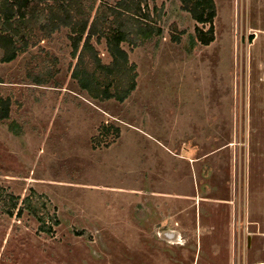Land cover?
<instances>
[{"label": "rangeland", "instance_id": "374dc122", "mask_svg": "<svg viewBox=\"0 0 264 264\" xmlns=\"http://www.w3.org/2000/svg\"><path fill=\"white\" fill-rule=\"evenodd\" d=\"M214 1L209 45L192 42L197 22L182 0H96L91 15L92 0L26 4L33 19L17 44L29 47L0 63V96L12 100L0 194L19 206L31 196L52 231L0 202V264H264V0ZM51 6L96 17L91 43L105 64L102 32L163 30L122 42L138 74L124 102L73 78L77 64L99 70L93 51L73 56L69 26L50 31ZM103 123L120 137L94 141Z\"/></svg>", "mask_w": 264, "mask_h": 264}, {"label": "trees", "instance_id": "16d2710c", "mask_svg": "<svg viewBox=\"0 0 264 264\" xmlns=\"http://www.w3.org/2000/svg\"><path fill=\"white\" fill-rule=\"evenodd\" d=\"M31 0H0V47L4 53L0 57V63L11 62L19 54V50H27L28 42L21 45L17 44V40L26 39L22 36V29L27 28L33 16L26 8V4ZM47 1V0H45ZM56 0H53L55 2ZM78 2L79 0H74ZM59 2V1H58ZM183 9L190 12L197 25L195 35H191L194 44L200 43L209 45L215 40V17L216 6L214 0H182ZM96 0H92L89 5L88 13L92 14L96 10L99 13V6L96 7ZM53 4H56L53 3ZM52 4V6H53ZM62 5L64 6L63 2ZM51 6V11L47 17V24L51 26L50 31L59 30L63 25L71 28L70 39L72 41L73 56H77L79 50L93 51V58L96 62L99 72H89L82 69L78 64L75 66L72 76L78 80L79 85L89 94L99 100L116 99L124 102L137 87V72L136 64L131 63L128 51L122 46V42H131L134 39L151 38L154 34H161L163 30L157 28H145L141 23L122 24L115 28H109L108 31L102 32L107 40L108 50L112 56V62L105 64L96 51L91 39L94 35L99 34L96 17L90 22L89 18L83 16L75 19L70 18V14L60 15L54 11ZM39 23H44L45 17L40 14ZM69 19V20H68ZM86 34V36H85ZM83 45L81 47V43ZM81 56V53H80ZM12 100L10 97L0 96V121L11 118ZM13 123H16L13 121ZM112 134L115 141L121 135V129L115 124L103 123L100 127L99 136L94 138L99 139L100 135L108 136ZM98 145L103 140H98ZM108 145L110 142L107 143ZM20 197L14 194H0V202L3 204L5 213L14 215L17 210V215H22L24 210H29L35 215L41 223L40 229L44 231H52V225H47L46 220L38 215V212L32 206L33 200L31 196L23 199L24 206H19ZM55 217L54 224H59L60 221Z\"/></svg>", "mask_w": 264, "mask_h": 264}]
</instances>
